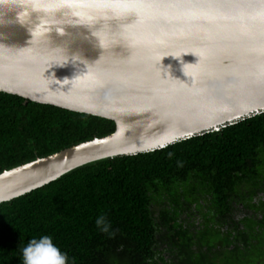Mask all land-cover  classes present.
Instances as JSON below:
<instances>
[{"label":"water","instance_id":"water-1","mask_svg":"<svg viewBox=\"0 0 264 264\" xmlns=\"http://www.w3.org/2000/svg\"><path fill=\"white\" fill-rule=\"evenodd\" d=\"M0 92L115 123L3 171L1 204L264 112V0H0Z\"/></svg>","mask_w":264,"mask_h":264},{"label":"trees","instance_id":"trees-1","mask_svg":"<svg viewBox=\"0 0 264 264\" xmlns=\"http://www.w3.org/2000/svg\"><path fill=\"white\" fill-rule=\"evenodd\" d=\"M114 129L109 119L0 92V174ZM263 188L261 112L160 150L83 165L1 203L0 264H23L21 249L42 235L69 264H260L264 203L260 217L225 224L243 213L230 198L247 207ZM102 214L114 237L96 227Z\"/></svg>","mask_w":264,"mask_h":264},{"label":"clouds","instance_id":"clouds-1","mask_svg":"<svg viewBox=\"0 0 264 264\" xmlns=\"http://www.w3.org/2000/svg\"><path fill=\"white\" fill-rule=\"evenodd\" d=\"M95 223L102 233L108 234L110 238L115 236L106 215L98 216ZM21 253L23 264H69L68 254L61 251L50 235L30 239L21 249Z\"/></svg>","mask_w":264,"mask_h":264},{"label":"flooded vegetation","instance_id":"flooded-vegetation-1","mask_svg":"<svg viewBox=\"0 0 264 264\" xmlns=\"http://www.w3.org/2000/svg\"><path fill=\"white\" fill-rule=\"evenodd\" d=\"M231 200L229 201V203H231L232 207L233 208H240L243 213H235V214H231L230 217L228 219V221L226 222V227L228 225H233L232 227L235 226V223L237 224V220L238 218H245V217H248V218H253L254 215H258L259 217L261 216V214L259 212L256 211V207L257 205H259L260 202L264 203V188L261 189V191H257V194L255 196H253L251 199H249V205L250 206L252 204L251 207H244L243 206V203H239V204H236V201L234 198H230ZM248 200V199H247ZM245 203V202H244ZM234 220V222H233ZM252 233V232H251ZM250 233V235H251ZM249 235V236H250ZM234 236H235V232L234 231H231L230 233V236L229 237V240L232 241L234 240ZM253 235H251L252 237ZM260 264H264V256L262 257V259L260 260Z\"/></svg>","mask_w":264,"mask_h":264}]
</instances>
